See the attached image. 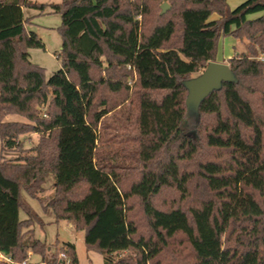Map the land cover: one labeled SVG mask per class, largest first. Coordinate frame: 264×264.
Returning <instances> with one entry per match:
<instances>
[{"label": "trees", "instance_id": "1", "mask_svg": "<svg viewBox=\"0 0 264 264\" xmlns=\"http://www.w3.org/2000/svg\"><path fill=\"white\" fill-rule=\"evenodd\" d=\"M27 8L61 16V68L48 79L29 57L44 44ZM226 37L248 53L230 59L236 82L194 115L184 83ZM260 56L264 0H0V257L79 264L75 244L35 236L44 222L28 197L105 264H264ZM33 133L27 148L20 138Z\"/></svg>", "mask_w": 264, "mask_h": 264}, {"label": "rangeland", "instance_id": "2", "mask_svg": "<svg viewBox=\"0 0 264 264\" xmlns=\"http://www.w3.org/2000/svg\"><path fill=\"white\" fill-rule=\"evenodd\" d=\"M34 3L38 4H60L62 0H31ZM247 0H228V4L231 8H236L239 4ZM236 2V3H234ZM166 3L171 10V5L168 2H161L157 6L156 12L160 10L161 7ZM153 5V6H154ZM168 10V11H169ZM24 14L27 18H30L28 23V28L34 32L38 38L44 44V48L41 49H31L29 51V57L32 63L42 67L45 70V75L47 79L55 74L61 68V61L58 56L62 48V38L58 32V27L61 24V16L59 14L53 13L49 8H45V12L42 13L39 9H24ZM261 14L251 15L250 18H255ZM217 16H214L213 19H216ZM240 53H248V48L246 42H241L233 37H226L219 41L218 54L216 57V62L225 63L229 65L230 59L240 55ZM198 76V75H197ZM5 121H25L22 117L17 115H10L5 118ZM40 136L38 134H29L21 136V140L25 143L26 147L29 148L38 143ZM6 159H14L17 157V153H5L3 154ZM1 153V141H0V162L2 160ZM54 189L52 183L49 181L46 184V190L41 194V198L47 201L49 197L53 194ZM31 207L42 216L44 225L42 228L44 232L40 231V225L32 226L33 229H37L35 236L43 241H46L47 244L53 245L56 243V239H59L61 242L73 243L77 249V255L79 259V264H105L104 257L98 252L88 251L85 245L84 233L76 231L72 225L69 226L67 223H62L60 225L55 224L54 217L52 213L48 210H43L41 204L37 200L25 198ZM22 218H25L23 213L21 214ZM47 223V224H45ZM127 254L122 253L119 257H123ZM29 262L22 264H42L40 257L38 255H29ZM3 258L0 259V264H10Z\"/></svg>", "mask_w": 264, "mask_h": 264}, {"label": "water", "instance_id": "3", "mask_svg": "<svg viewBox=\"0 0 264 264\" xmlns=\"http://www.w3.org/2000/svg\"><path fill=\"white\" fill-rule=\"evenodd\" d=\"M169 6L164 3L161 14H165ZM236 82V76L231 67L225 63L210 62L201 74L185 81L188 91L186 104L189 112L196 115L201 103L213 92L222 89L224 83Z\"/></svg>", "mask_w": 264, "mask_h": 264}, {"label": "built area", "instance_id": "4", "mask_svg": "<svg viewBox=\"0 0 264 264\" xmlns=\"http://www.w3.org/2000/svg\"><path fill=\"white\" fill-rule=\"evenodd\" d=\"M259 59L264 62V56H260ZM65 259H66L65 253H61L58 257L59 264H69V261H65Z\"/></svg>", "mask_w": 264, "mask_h": 264}, {"label": "crops", "instance_id": "5", "mask_svg": "<svg viewBox=\"0 0 264 264\" xmlns=\"http://www.w3.org/2000/svg\"><path fill=\"white\" fill-rule=\"evenodd\" d=\"M234 3H236V2H234ZM37 214H38V213H37ZM23 215H24L25 218H22V219H26L27 216H26L24 213H23ZM38 215L42 218V216H41L40 214H38ZM52 222H54V221H51L50 223H52ZM45 224H47V223H45ZM55 224H56V223H55ZM68 225L71 226L70 224H68ZM39 228H40V231H41V232H44V229H45V228H42V226H39ZM36 230H37V229L35 228V229H34V232H35V233H36ZM65 243H66V242H65ZM1 258L7 260L4 256H1L0 259H1Z\"/></svg>", "mask_w": 264, "mask_h": 264}]
</instances>
